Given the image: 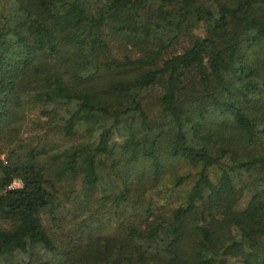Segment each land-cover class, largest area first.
<instances>
[{
    "label": "trees",
    "instance_id": "16d2710c",
    "mask_svg": "<svg viewBox=\"0 0 264 264\" xmlns=\"http://www.w3.org/2000/svg\"><path fill=\"white\" fill-rule=\"evenodd\" d=\"M9 1L0 9V141L18 143L11 125L30 94L64 136L83 128V141L52 157L54 174L78 178L88 195L111 154L123 185L116 206L141 202L168 158L201 169L167 214L60 252L40 220L58 192L35 148L16 153L15 144L0 156V220L9 222L0 264L35 249L61 254L59 264H264V0ZM183 34L188 46L165 55ZM115 46L128 54L111 56ZM157 86L162 126L140 101ZM188 178L177 174L173 188Z\"/></svg>",
    "mask_w": 264,
    "mask_h": 264
},
{
    "label": "rangeland",
    "instance_id": "374dc122",
    "mask_svg": "<svg viewBox=\"0 0 264 264\" xmlns=\"http://www.w3.org/2000/svg\"><path fill=\"white\" fill-rule=\"evenodd\" d=\"M101 3L102 0H93ZM9 0H0V9L8 7ZM189 34H183L165 53L170 55L183 51L189 44ZM111 56L121 58L128 54L127 50L112 47ZM257 54L255 57H260ZM126 77H132L131 72L125 73ZM194 71L187 72L188 79L194 77ZM162 94L160 87H153L145 91L141 98V104L145 108L150 121L157 126L164 125L167 120L161 113L159 98ZM22 107L19 109L18 118L11 128H18V143L10 144V140L4 137L0 141V156L5 159L9 150L16 145L19 147L16 153H22L29 147L35 148L39 153V163L44 167L47 179L52 183V187L58 192V198L50 207L40 212L41 225L45 228L50 238L53 240L60 252L68 247L80 246L89 239L99 236H111L121 234L128 224L138 227L145 226L153 216L167 214L170 209L181 202L193 179L197 177L201 169L199 165H192L177 159H166L165 169L159 180L150 184L140 195L141 202L128 201L120 203L118 206L112 203L115 194L123 191L121 181L116 177L115 169L112 166L114 159L120 158L118 154L103 157L105 165L101 169L103 175L102 183L92 194L82 189L78 178H67L66 176H56L54 174L59 161L52 156L62 148L79 143L84 139L83 128L77 129L75 135L66 137L55 126L56 121H48L42 114L41 104L36 102L30 94L23 97ZM108 124L104 122L102 124ZM117 157V158H116ZM188 176V183L181 187L173 188V178L176 175ZM207 174L214 179L219 174L217 167L207 169ZM12 186L19 187L20 182L15 180ZM108 195V200H102V195ZM86 198L87 206L81 203V199ZM146 204L150 205L151 212L146 213ZM9 222L0 220V228L7 229ZM260 249L264 248V240L260 244ZM32 255H14L8 257L1 264H38L39 258L49 261L50 264H59L62 259L61 254L42 253L39 249L34 250ZM37 254L43 255V257ZM229 264H242L237 258H228ZM61 264V263H60Z\"/></svg>",
    "mask_w": 264,
    "mask_h": 264
},
{
    "label": "built area",
    "instance_id": "2783aa9c",
    "mask_svg": "<svg viewBox=\"0 0 264 264\" xmlns=\"http://www.w3.org/2000/svg\"><path fill=\"white\" fill-rule=\"evenodd\" d=\"M14 181H15V180H14ZM14 181H13V182H14ZM17 181H19V180H17ZM19 182H20V181H19ZM11 186H12V185H11ZM20 186H21V183H20ZM20 186H19V187H20ZM12 187H14V186H12Z\"/></svg>",
    "mask_w": 264,
    "mask_h": 264
}]
</instances>
